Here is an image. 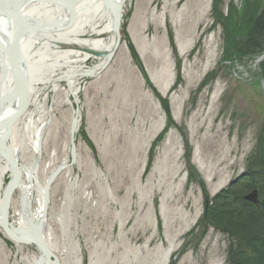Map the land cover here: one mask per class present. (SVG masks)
<instances>
[{
    "label": "rangeland",
    "instance_id": "rangeland-1",
    "mask_svg": "<svg viewBox=\"0 0 264 264\" xmlns=\"http://www.w3.org/2000/svg\"><path fill=\"white\" fill-rule=\"evenodd\" d=\"M213 1L121 0L112 55L94 76H81L78 102L55 106L42 128L37 178L45 183L57 172L51 243L66 242L64 217L81 264H161L171 243L168 264H227L230 240L199 222L259 146L264 46L249 44L240 27L261 14L264 0H220L215 12ZM90 53L84 69L101 58ZM41 95L51 107L53 93ZM3 181L0 199L10 175ZM17 189L10 225L22 204ZM254 190L243 199L257 207L245 199ZM17 244L0 226V264L38 256L31 243Z\"/></svg>",
    "mask_w": 264,
    "mask_h": 264
},
{
    "label": "bare ground",
    "instance_id": "bare-ground-1",
    "mask_svg": "<svg viewBox=\"0 0 264 264\" xmlns=\"http://www.w3.org/2000/svg\"><path fill=\"white\" fill-rule=\"evenodd\" d=\"M3 2H0V6L7 11V16L0 13V141H5V149L2 151L4 155H0L2 157L0 193L3 189L4 176L9 174L11 179L13 178L14 171L9 160L11 159L20 175L21 183L16 192L19 193L22 204L14 213L16 225L9 224L11 210L9 204L5 224L0 222V226L3 231L13 234L21 241H29L33 232L39 233L41 245L29 244L35 247L38 256L30 258L21 256V263L81 264L77 244L67 235L68 220L64 217H60L58 222L63 233L65 232L66 242L51 243L54 231L48 223L47 211L50 203L49 191L57 172H53L47 182L41 183L37 178V156L41 140L43 141L42 128L52 123L54 107L72 106V97L78 102L81 91L79 81L83 78L81 76L87 71L88 76H94L112 55L116 44V35L112 33V15L121 5V0ZM20 19L23 24L17 25ZM16 40L18 47L14 60L23 63L18 68L20 80H16L11 73L9 68L11 61L7 57L12 43ZM61 46L68 48L62 50ZM90 52L97 53L96 57L101 58L97 59L92 69H84L81 65L90 57H95ZM262 59L264 58L258 59L259 62ZM63 81L67 84L66 89L59 86V82ZM22 85L27 89L28 103L32 110L26 109L27 114L25 111L21 116L15 117L24 99L22 94L17 93L21 91L17 86ZM14 91L17 94L10 100L9 96ZM43 91L53 93L51 107H48V99L41 95ZM5 100L7 103H4ZM73 122L75 132L79 127V121L76 119ZM71 164V161L64 162L66 168ZM186 176L190 177L191 173L184 175ZM2 199L3 196L0 199V206ZM66 200L69 201L68 198ZM3 218L0 212V221ZM17 245L20 247L24 244ZM173 250L174 245L171 243L165 250L161 264H168Z\"/></svg>",
    "mask_w": 264,
    "mask_h": 264
},
{
    "label": "trees",
    "instance_id": "trees-1",
    "mask_svg": "<svg viewBox=\"0 0 264 264\" xmlns=\"http://www.w3.org/2000/svg\"><path fill=\"white\" fill-rule=\"evenodd\" d=\"M213 2L212 11L215 12L217 3L220 5L221 2ZM232 10L231 8V12ZM263 10L240 27L243 32L247 31L245 33L248 34L249 44L258 43L257 46H261L260 51L264 46ZM215 20L223 26V33L228 35L227 28L223 25L225 17L218 14L215 15ZM235 27L238 28L239 25ZM262 73L264 81V65ZM258 143L257 152L248 158L245 171L211 199L207 213L199 222L218 229L230 240L227 264H264V126L258 136ZM188 168L191 170V167ZM255 188L260 192V203L257 207L243 199L246 193Z\"/></svg>",
    "mask_w": 264,
    "mask_h": 264
},
{
    "label": "water",
    "instance_id": "water-1",
    "mask_svg": "<svg viewBox=\"0 0 264 264\" xmlns=\"http://www.w3.org/2000/svg\"><path fill=\"white\" fill-rule=\"evenodd\" d=\"M7 2L9 0H0V2ZM79 1V0H78ZM3 2V3H4ZM75 3V2H74ZM0 11H2V13H4V15L6 14L7 16V11H4L3 9H1V6H0ZM17 11V10H16ZM121 7H118L114 10L113 12V15H112V28H113V31L115 33L116 36L119 35V28H120V21H121ZM17 14V13H16ZM15 19V18H14ZM19 23H21V25L23 24L22 22V19H20L18 22H17V25H19ZM17 47H18V44H17V40L14 41L10 47V51L9 53L7 54V57L9 59L10 64H9V68H10V71L11 73L14 75L15 79L16 80H20V77H19V72H18V68L19 66L17 65V62L16 60H14V55L15 53H17ZM18 64H20L18 62ZM20 86H17V89H20L21 91H17V93H20L22 94V96L24 97L23 101H22V104L20 105V108H18L17 110V113L15 114V117L17 116H21L27 109L28 107V93H27V89L25 87V85H22V87ZM15 91L14 93L11 94V96H9L10 100L14 99L13 97L17 94ZM4 103H7L6 100L4 101ZM0 105H1V102H0ZM5 149V141L1 140L0 141V155H4L2 153V151H4ZM11 164H12V167H13V178L11 179V181L9 182V184L7 185V187L5 188L4 190V193H3V201L1 202V206H0V212L3 214L4 218L2 221V224L4 225L5 224V219L7 217V209L9 207V204H10V200H11V196L13 194V192L17 189L18 185H19V180H20V175H19V172L17 171V169L15 170V167H16V164L13 163V161L11 159H9ZM245 199L248 200L249 202H251L252 204L254 205H257L258 204V199H257V192L254 190L252 193L248 194L247 196H245ZM3 229V228H2ZM5 231V230H4ZM7 231H5V234L15 243H18V244H29V243H33V244H36L37 246L38 245H41V242H40V235L38 232H33L32 233V237L30 238L29 241H21V240H18L17 238H15L13 236V234H9V233H6Z\"/></svg>",
    "mask_w": 264,
    "mask_h": 264
}]
</instances>
